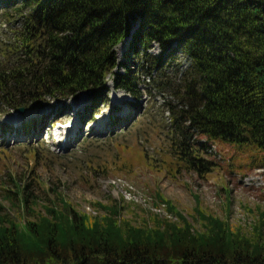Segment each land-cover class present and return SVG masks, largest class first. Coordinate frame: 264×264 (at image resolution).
Returning <instances> with one entry per match:
<instances>
[{
	"label": "trees",
	"instance_id": "obj_1",
	"mask_svg": "<svg viewBox=\"0 0 264 264\" xmlns=\"http://www.w3.org/2000/svg\"><path fill=\"white\" fill-rule=\"evenodd\" d=\"M10 11L22 19L4 50L19 56L0 66V95L12 111L83 93L95 104L108 76L137 99V73L118 63L115 48L126 42L125 59L140 60L143 76L163 77L181 53L189 67L176 91L184 105L172 115L168 158L203 177L216 167L206 149L222 144L241 166L264 167V0H0V12ZM152 44L162 56L148 54ZM18 84L34 91L14 101ZM15 188L17 202L9 193L7 210L0 202V264H264L259 228L252 236L233 231L203 213L197 196L203 231L166 200L180 225L155 217L152 226L131 225L119 219L116 202L96 203L103 214L89 217L56 193L40 210L26 189Z\"/></svg>",
	"mask_w": 264,
	"mask_h": 264
},
{
	"label": "rangeland",
	"instance_id": "obj_2",
	"mask_svg": "<svg viewBox=\"0 0 264 264\" xmlns=\"http://www.w3.org/2000/svg\"><path fill=\"white\" fill-rule=\"evenodd\" d=\"M20 16L14 11L7 15L0 12L1 68L10 67L19 56L7 58L4 50L14 40L13 33L22 30ZM126 44L117 46L115 53L120 65L137 73V99L115 89L111 76L101 92L102 100L95 104L94 97L86 93L62 99L47 97L38 106H19L18 110L23 109L19 113L0 95L2 206L10 207L3 199L8 193L17 202L18 197L12 195L17 184L39 201L40 210L52 205L56 193L89 217L103 214L96 203L110 206L116 202L119 219L131 225L152 226L153 217L180 225L178 216L163 204L166 200L195 230L203 231L202 223L196 221L197 196L203 213L248 236L256 235V226L264 243V167L241 166L238 158L233 159L232 147L211 144L205 156L216 165L211 173L198 177L177 170L166 149L173 135L172 115L183 109L176 91L181 90L180 75L189 61L176 53L172 69L163 77L156 73L143 76L137 72L140 60L125 59ZM148 54L162 56L155 44ZM114 71L122 73L123 69ZM14 88V101L34 91L27 85H14L11 90Z\"/></svg>",
	"mask_w": 264,
	"mask_h": 264
},
{
	"label": "water",
	"instance_id": "obj_3",
	"mask_svg": "<svg viewBox=\"0 0 264 264\" xmlns=\"http://www.w3.org/2000/svg\"><path fill=\"white\" fill-rule=\"evenodd\" d=\"M18 112H19V113H22V112H23V109H19Z\"/></svg>",
	"mask_w": 264,
	"mask_h": 264
}]
</instances>
